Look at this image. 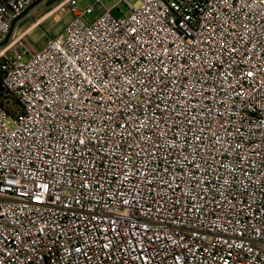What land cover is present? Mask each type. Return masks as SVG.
<instances>
[{"label":"built area","instance_id":"1","mask_svg":"<svg viewBox=\"0 0 264 264\" xmlns=\"http://www.w3.org/2000/svg\"><path fill=\"white\" fill-rule=\"evenodd\" d=\"M79 1L0 46V264H264V0Z\"/></svg>","mask_w":264,"mask_h":264},{"label":"rangeland","instance_id":"2","mask_svg":"<svg viewBox=\"0 0 264 264\" xmlns=\"http://www.w3.org/2000/svg\"><path fill=\"white\" fill-rule=\"evenodd\" d=\"M126 1L131 4L135 2V0ZM93 2L94 0H80L77 8L82 11L92 5ZM100 2L105 9H112V14L115 16H120L121 14L127 15L129 13V8L124 0H100ZM33 3L29 6L31 8L28 13L14 25L11 37L26 33L25 41L28 47L33 50H39L47 40L63 33L65 26L71 22L72 16L70 14L60 16L58 13H52L48 16V13L53 8V4L49 5L45 1L33 6ZM97 13L98 11L95 10L92 14L88 15V18L93 20Z\"/></svg>","mask_w":264,"mask_h":264},{"label":"water","instance_id":"3","mask_svg":"<svg viewBox=\"0 0 264 264\" xmlns=\"http://www.w3.org/2000/svg\"><path fill=\"white\" fill-rule=\"evenodd\" d=\"M43 1H44V0H37V1H35V2L33 3V6L38 5V4L42 3ZM54 1H55V0H49V1H48V4H49V5H52V4L54 3ZM30 8H31V7H28V9H26V11H24V13L21 15L20 18H22L23 16H25V15L28 13V11H29ZM14 24H15V23H14ZM14 24H13V27H14ZM11 34H12V30L7 34V36L5 37L4 41H3L2 43H0V46L4 45L6 42H8V40H9L10 37H11Z\"/></svg>","mask_w":264,"mask_h":264},{"label":"trees","instance_id":"4","mask_svg":"<svg viewBox=\"0 0 264 264\" xmlns=\"http://www.w3.org/2000/svg\"><path fill=\"white\" fill-rule=\"evenodd\" d=\"M0 81H1V75H0Z\"/></svg>","mask_w":264,"mask_h":264}]
</instances>
